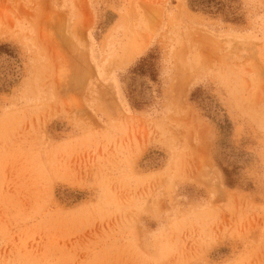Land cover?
<instances>
[{
    "label": "rangeland",
    "instance_id": "1",
    "mask_svg": "<svg viewBox=\"0 0 264 264\" xmlns=\"http://www.w3.org/2000/svg\"><path fill=\"white\" fill-rule=\"evenodd\" d=\"M222 2L0 0V264H264V0Z\"/></svg>",
    "mask_w": 264,
    "mask_h": 264
},
{
    "label": "trees",
    "instance_id": "2",
    "mask_svg": "<svg viewBox=\"0 0 264 264\" xmlns=\"http://www.w3.org/2000/svg\"><path fill=\"white\" fill-rule=\"evenodd\" d=\"M189 3H190V7L193 10L203 11V12L210 13V14L221 13L225 7L222 0H189ZM3 50H5V47H0V54L3 53ZM10 57H12L11 54H10ZM220 129L225 132L227 131L226 127H223V126H221ZM225 174L228 177V179L231 180L230 173L225 172ZM229 185L231 186L233 185L232 180L231 182H229Z\"/></svg>",
    "mask_w": 264,
    "mask_h": 264
}]
</instances>
